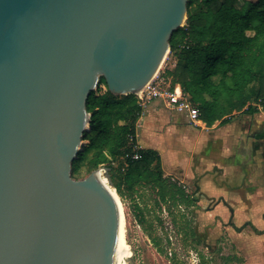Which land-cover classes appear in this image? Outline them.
<instances>
[{"label": "water", "instance_id": "1", "mask_svg": "<svg viewBox=\"0 0 264 264\" xmlns=\"http://www.w3.org/2000/svg\"><path fill=\"white\" fill-rule=\"evenodd\" d=\"M187 4L0 0V264H113L117 207L98 169L72 177L86 102L101 76L115 95L138 93Z\"/></svg>", "mask_w": 264, "mask_h": 264}, {"label": "trees", "instance_id": "2", "mask_svg": "<svg viewBox=\"0 0 264 264\" xmlns=\"http://www.w3.org/2000/svg\"><path fill=\"white\" fill-rule=\"evenodd\" d=\"M169 55L176 61L161 70L163 76L172 87L181 85L208 127L230 123L237 115L264 112V0H188L186 22L173 32ZM86 108L91 121L72 177L85 167L93 171L104 166L120 196L144 184L157 191L160 201L197 203L182 183L165 175L157 150L135 149L137 122L143 114L136 94L115 95L101 76ZM135 152L139 159H133ZM125 162L128 166L122 171ZM191 236H197L193 228ZM236 258L228 255L225 260Z\"/></svg>", "mask_w": 264, "mask_h": 264}, {"label": "rangeland", "instance_id": "3", "mask_svg": "<svg viewBox=\"0 0 264 264\" xmlns=\"http://www.w3.org/2000/svg\"><path fill=\"white\" fill-rule=\"evenodd\" d=\"M175 61L176 58L168 53L159 71L173 67ZM105 88L106 85H103ZM154 104L157 108L165 107L163 100L158 99L147 107V113ZM143 130L144 113L137 122V141L140 146H144ZM167 169H171V166ZM93 171L85 167L73 178H88ZM104 176V184L109 188L118 210V225L126 249L122 264H264V231L259 236H253L256 232L250 227L252 223H245L246 231L238 235L239 231L230 227L229 217L224 220L220 212H209L216 207V199L213 203H207L208 198L204 195L201 205L197 200L192 206L174 203L173 200L163 202L155 189L144 184L136 185L133 192L125 190L120 196L106 179L110 180V174ZM172 178L181 182L176 177ZM183 186L190 193L194 190L193 185ZM215 190L226 199H232L234 204L236 201V206L241 208L242 205L238 203L240 193L232 192L226 186H215L207 191L208 194H216ZM139 214L143 216L141 220ZM247 214L258 226H263L264 198H256L253 212L248 209ZM191 228L197 232L195 239L191 236ZM152 238L158 242L161 252ZM228 255H236L237 258L227 262L225 257Z\"/></svg>", "mask_w": 264, "mask_h": 264}, {"label": "crops", "instance_id": "4", "mask_svg": "<svg viewBox=\"0 0 264 264\" xmlns=\"http://www.w3.org/2000/svg\"><path fill=\"white\" fill-rule=\"evenodd\" d=\"M164 108L154 104L150 112L145 109L144 146L141 147L159 152L166 176L176 177L184 185H193L191 192L200 205L204 195L207 203L216 199V207L209 212H220L224 220L229 217L230 227L242 229L238 235L246 231L245 223H252V230L258 231L253 236L263 234L264 223L258 226L247 210L253 212L255 199L264 198V136L261 137L264 112L237 115L230 123L217 122L208 127L203 121L192 123L186 114L170 110L166 105ZM168 166L171 169H167ZM215 186H226L240 193L241 208L236 206V201L234 204L232 199L216 192L217 189L216 194H208L207 190ZM258 216L260 218L261 214Z\"/></svg>", "mask_w": 264, "mask_h": 264}, {"label": "built area", "instance_id": "5", "mask_svg": "<svg viewBox=\"0 0 264 264\" xmlns=\"http://www.w3.org/2000/svg\"><path fill=\"white\" fill-rule=\"evenodd\" d=\"M136 96L139 105L143 108V113L150 103L157 99H161L170 110L186 114L192 123L199 124L200 121H202L200 119V110L191 105L189 98L184 93L181 85L176 84L172 87L170 81L163 76L161 71H159L138 93H136ZM139 147L141 146L137 141L135 149H138ZM133 159H139V154L137 152L134 153ZM127 166L128 164L125 162L122 171H125ZM98 171H100L101 175L105 177L104 174L108 173V168L102 166Z\"/></svg>", "mask_w": 264, "mask_h": 264}, {"label": "bare ground", "instance_id": "6", "mask_svg": "<svg viewBox=\"0 0 264 264\" xmlns=\"http://www.w3.org/2000/svg\"><path fill=\"white\" fill-rule=\"evenodd\" d=\"M93 178L96 182H98L100 185L104 187V189L108 192V194L111 196V193L109 191V188L104 184L103 176L101 175L100 171L95 172L93 175ZM112 198V196H111ZM126 255V249L123 243L121 230L119 229L118 225V236H117V242H116V248H115V254H114V262L113 264H122V258Z\"/></svg>", "mask_w": 264, "mask_h": 264}, {"label": "flooded vegetation", "instance_id": "7", "mask_svg": "<svg viewBox=\"0 0 264 264\" xmlns=\"http://www.w3.org/2000/svg\"><path fill=\"white\" fill-rule=\"evenodd\" d=\"M188 191V190H187ZM236 230L240 231L241 228L237 227V226H233ZM254 231H257V230H254Z\"/></svg>", "mask_w": 264, "mask_h": 264}]
</instances>
